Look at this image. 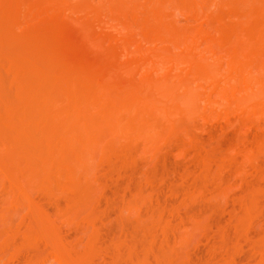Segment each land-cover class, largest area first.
<instances>
[{"label": "bare ground", "instance_id": "6f19581e", "mask_svg": "<svg viewBox=\"0 0 264 264\" xmlns=\"http://www.w3.org/2000/svg\"><path fill=\"white\" fill-rule=\"evenodd\" d=\"M103 1H106L104 2L106 5L93 8L86 0H0V63H5L7 67L9 65L15 75V77L13 75L15 80L13 79L14 81L10 82L11 79L8 75L0 74V184L3 181V188L4 184L8 186L10 197L8 201H5V203H8L6 207L11 205L16 209H30V211L28 210L30 222L28 221L27 224V220L24 221L23 227L24 224L27 226L24 232L23 229H20L21 225H19V230L15 228L11 230L10 226V229L6 227L7 222L3 216L5 212L1 213L0 251H4L18 235L21 236L20 239H22L24 246L30 245L35 248L39 242H42L45 247V256L29 258L24 261V264H50L51 262L55 264L53 259L57 264H93L96 254L100 251L97 252V245L95 244L97 236H94L95 232L93 234V231L91 237L87 236L89 238H85L84 236L87 240L84 241L86 244L83 243L84 246H81L79 243L82 249L79 247V251L76 250L78 252H75V249L67 245L66 242L64 243L61 236L56 233L55 227L52 228V223H50L52 220L47 217L49 215H45L44 210L41 214L44 207L40 209L41 204L36 205L35 207H38L36 209L40 210L38 212L33 208L34 206L32 207V203H39L33 201L35 199L32 197L33 188L40 187L38 189L43 190V192L47 191V193L55 190L61 192L59 196L63 198L64 203L54 201L55 208L58 211L60 210L61 213L64 212L63 209L67 208H70V210L81 206L82 208H92L95 187L92 188L93 184L91 187L84 183V180L87 176L88 165L91 163L94 154L106 155L110 152L109 155L112 158L113 155L111 154L116 156L115 152L120 151L117 155H121V150L124 154L130 149L131 145L132 147L133 145L140 146L142 151L143 149L144 151L147 150L148 152H145V154H148L154 148L156 150L160 143L170 141L173 136L175 138V135L179 133L192 146L196 140L193 141L194 138L191 137L190 132L188 134L186 127L183 128L181 124L183 125L184 122L186 124L189 121L187 119L194 118L195 114L197 116V111L201 109L198 108L201 98L203 99L201 106L204 105V109H206L204 111L207 112L208 118L209 114L213 112L211 110L221 107L220 111H223V107H225V114L233 108L232 116L235 110L237 116L238 114L253 115L264 122V0ZM22 4L28 8L26 15H24V17H29L28 19L27 17L24 19L23 15L20 17L17 7L14 6ZM214 6H217L218 9H215L214 13H209V9ZM26 9L24 8V11ZM50 9L56 10L55 12L58 11L59 14H55L54 11L53 15L50 14L48 12ZM79 9H82L84 13V16L80 15V18L83 17L82 20L78 19L79 16H76V11ZM65 10L69 12L66 15L63 14ZM176 12L180 13L179 17L181 19H184L182 21L189 23L191 20H199L209 27L204 28L203 26L206 30L200 28L195 31L186 30V26L185 29L183 27L182 29L178 27V29L177 26H174L173 19V14L175 15ZM30 14H34L33 17H30ZM60 14L69 17L71 20H73L72 17L75 18L73 23H69L72 27L76 23V29L77 25L83 28V38L79 36L78 39L76 35L69 33L71 30L68 32L64 28L62 29V19L59 20ZM67 14L70 15L67 16ZM45 15L47 16L46 21L42 17ZM71 15L74 16L71 17ZM19 18H23L24 22L21 19L19 23L17 21ZM35 19H39L36 20L37 23ZM104 19L105 21L101 22ZM42 20L44 22L40 23ZM28 21L31 23V27L27 25V31L25 26H21V23L26 25ZM31 21H35L36 24ZM100 22H106L105 24L111 27V29L109 27L111 31H116L119 39L114 36L113 40L111 38V42L108 39L110 36L108 38L106 36V41L103 40L101 35V38L96 35L97 39H90L89 34L92 25L97 26ZM63 23L64 26H67L66 19ZM18 24L20 26H17ZM16 26L21 27V29L19 31L18 29L15 30L14 27ZM13 28L14 32L18 31L19 35L16 32L18 36H16V33L13 34ZM138 31L142 34L138 44L150 40V42H145L143 46L147 43L151 46L153 41L157 44L159 42L162 45L161 51L160 48H158V51L157 47H154L156 44L152 45L154 49H151V47L148 49L145 47L147 50L145 48L144 50L138 49L139 46L134 40ZM32 32L40 33V36L37 37L38 34L35 35ZM30 33L34 36L32 37ZM100 34L103 36V33ZM211 34H214V36ZM84 35H86L85 38ZM91 35L93 34L91 33ZM207 39L211 40V45L208 44L204 47L203 42ZM209 40L207 43L210 42ZM105 42H108L106 47ZM103 47L108 48V50ZM122 47L125 48L126 56H129V52L130 57L133 56L132 59L130 58L131 62L125 57L124 61L126 62L119 63L120 60L118 61L117 56L119 55L118 57L121 58L120 54L123 55ZM172 48L175 49L173 51L177 52L174 53V57L170 56L169 49ZM177 49L179 50L177 51ZM143 51L146 54H143ZM167 52L169 56H167ZM164 54L166 56H162ZM177 54H180L179 57ZM151 55L152 58L157 56V59L164 57L161 60L172 62L171 67L169 66L168 71L157 79L152 77L154 72L157 73L155 67L151 70L149 68V71L146 72L144 70V73L148 72V74L143 75L135 83L134 79L131 78L130 70L132 72L133 69L144 67L145 62L151 60ZM99 56H103V58ZM206 60L209 62H206ZM179 67H181L182 72L185 68L181 75L180 71L177 75L178 70L176 68L179 69ZM174 71L176 75H173L177 76L176 78L173 75L171 76ZM120 72H122L121 75ZM124 73L126 74L123 75ZM190 76L192 80L187 79ZM174 78L175 80H173ZM195 83L196 85L192 88L191 86ZM13 87L14 89L11 90ZM177 90H179L178 94L180 96L175 95ZM11 91L17 92V95L13 96ZM220 105H223V107ZM222 113H220L219 118ZM201 114L203 116L205 113ZM225 114L221 117L222 119L225 117L226 120L227 115L231 116V112L226 116ZM204 116L206 117V115ZM258 120L257 124L259 126ZM260 132H262L261 138L254 145H252L253 143L247 144L242 139L243 142L240 144L237 142L239 146L236 147V152L231 151L236 157L240 156L245 165L246 161L252 160L254 157L252 151L255 148L259 149L264 144V127ZM178 144L177 147L181 151L180 145L182 143L179 142ZM111 146L114 148L113 153L109 151ZM181 147H185V145L183 144ZM149 149L151 150L149 151ZM6 153L11 154V156L9 155L10 158ZM96 157L100 158L98 154ZM101 157L104 158L105 156ZM224 160L225 158L217 162L213 157L207 155L205 160H202L204 164L201 162L203 164L201 166L202 173L207 176L210 175L213 165L215 169H218L217 173H222L225 169L224 165L227 164V161ZM241 161L239 160V164H241ZM219 175L214 176V179H216L214 181L218 185L224 180L221 177L223 174ZM218 185L216 186L219 187L220 185ZM68 186L74 192L70 189L69 191ZM63 187H66V189L64 188L66 193L63 192ZM263 187H261V190ZM5 188L7 189L6 186ZM254 188L255 186L246 187L245 185V194L247 195H245L246 197L241 196V199H239L240 208L245 215L242 212L240 216L233 215L234 218L236 217L234 220L236 233L242 228L243 224L246 225L245 223L248 222L247 225H251V223H254L251 220H254V216L260 213V209L263 208L262 206L260 208L256 198L259 192L262 194L263 192ZM223 191L225 192V190ZM261 193H259L260 196ZM55 197L57 198L56 194ZM134 205L127 204L126 209H133L136 206ZM232 213L234 214V212ZM91 219V217L87 219L89 220L88 229ZM255 219H257V216ZM160 220L151 221L150 224L137 222L138 226H135L137 223L133 225L137 230L140 229V233L143 231L147 234L149 239L147 241L143 240L144 245L141 244V250L138 247L141 254L137 253V249L136 253L134 252L132 241V247H129V251L133 249L129 254L132 264H190L191 261H188L187 257L188 260L184 258L185 255L181 252L190 240L191 229L197 226L199 222L196 221L197 224H195V221H193L194 223L187 224V220L185 222V220L179 219L178 224L171 225L170 223L169 225L168 221L162 223ZM157 227L160 228L161 233H158L162 236L158 245L155 239ZM88 229L86 228L87 232L90 231ZM260 232L261 236L257 237V240L255 239L256 242L254 241V246H257V251L255 250L256 264H264V224ZM80 238L82 236H79ZM79 239L75 240L79 241ZM74 245H78V243ZM26 248H29V246ZM223 248L225 249V247ZM230 252L231 250L228 249L224 254L221 253L220 259L223 257L222 264H235L232 259L233 255H231L232 258L229 256ZM128 253L127 256H129ZM247 264H251V262Z\"/></svg>", "mask_w": 264, "mask_h": 264}, {"label": "rangeland", "instance_id": "374dc122", "mask_svg": "<svg viewBox=\"0 0 264 264\" xmlns=\"http://www.w3.org/2000/svg\"><path fill=\"white\" fill-rule=\"evenodd\" d=\"M28 1H30V0H28ZM86 1L93 8H99L100 6H104V4H105L104 2H106L103 0H86ZM14 6H15V8L17 7L16 9L19 12L20 17L22 15H23V17H24V15H26V11L28 10V8L25 5L22 4V5H18V6L14 5ZM24 8L25 9L27 8V9L24 11ZM21 9L23 10L22 13H21V11H22ZM215 9L216 10L218 9L217 6L211 7L209 9V13L215 11ZM50 10L48 12H50V14L52 13V15L56 11V10L54 11V9L51 11ZM57 13H58V11L55 12V14H57ZM61 13H62V11H61ZM66 13H69V12L66 10L63 11L64 15H66ZM47 14H49V13H47ZM63 14H60V16H59V20L62 19L61 25H63V27L62 26H60V27H62V29L64 28V30L65 31L67 30L68 32L71 30L69 33L76 35L78 37V39H79V36H81V38H83V35H82L83 34V28L82 27L80 28V26L77 25L76 26L77 29H76L75 28L76 23L74 24V27H72L70 25V23H73V20L75 19L74 17H72L74 15H71V17L73 19V20H71V19H69V17H64ZM83 14L84 13H83L82 9H79L78 11H76V16H79V18L78 17L77 18L80 20L83 19V17L80 18V15L84 16ZM33 15L30 14V17H33ZM68 15H70V14H67V16ZM28 16H29V14H28ZM37 16H36V18H37ZM45 16H42V17H44L43 18L44 21H46V19H47V16L46 17ZM173 16H174V18H173L174 22L177 23V24L174 23V26L175 27L177 26V28L181 27V29H182V27H183L185 29V26H186L187 27L186 30L195 31V30L200 29V28L204 29L205 27L206 28L209 27L208 25L206 26V24L204 25V23L202 24V21H199V20L198 21L191 20V22H189V23L186 21H182L183 18L181 19L179 17L180 13H178V12H176L175 15L173 14ZM26 17H24V19H26ZM28 18L29 17H27V19ZM57 18H58V16H57ZM63 18H64V20H63ZM21 19L24 22L23 18H21ZM21 19L19 18V20H17V21L19 22V21H21ZM65 19H66V23H67L66 25L67 26H64V23H63V21H65ZM36 20H39V19H35V21ZM43 20L40 21V23L44 22ZM35 21H31V22L35 23ZM102 21L104 22L105 19L101 20V22ZM101 22L97 26L92 25L91 32L90 31L89 32H90V34L92 33L95 37H91L93 35L90 36V34H89L90 39H93V38L97 39L96 35H98L99 37L101 35L103 40L106 38V36H107V38H108V36H110L108 38L110 40H111V38L113 40L114 36L117 37L116 31H111L110 30L111 27L109 26L110 27V29H109L108 25L105 24L106 22L105 23H101ZM185 22L188 24L186 25ZM29 23H30L29 21L26 25H24V24L22 25V23H21V26L22 27L25 26L27 29V25L31 27V23L30 24ZM36 23H37V21H36ZM17 26H20V24H18ZM17 26L14 28H16L15 30L18 29V31H19L21 29V27H17ZM203 26H204V28H203ZM14 28H13V34H15L16 32L18 33V31L14 32ZM94 29H95V31H94ZM79 30H80V33L78 34ZM204 30H206V29H204ZM27 31H28V29H27ZM99 31H101V32H99ZM11 32H12V29H11ZM105 32H106V34H105ZM17 33H16V36L19 35V33H18V35H17ZM100 33H103V36ZM115 33H116V35H114ZM32 34H35V35L38 34L37 37L40 36V33H35V32L33 33L32 32ZM107 34H110V35H107ZM30 35H31V33H30ZM135 35H136V37L134 40L137 43V46H139L138 49L140 48V50H142V49L144 50L145 47H147V49L150 47H151V49L152 48L154 49V47L155 48L157 47V50H158V48H160L159 50L161 51V48H162L161 43L158 42V44H157V43H154L155 41H153V42L151 41L153 43V44H151V46L149 45V43H147L146 45L143 46V44H145V42H150V40L145 41V42H141L138 44V42L142 38V34L138 31ZM85 36L86 35H84V38H85ZM212 36H214V34ZM117 38L119 39V37H117ZM112 40H111V42H112ZM208 40L209 39H207L206 41L203 42L204 47L208 44L211 45L210 43H211L212 39L209 40L210 42L207 43ZM215 40H217V39H215ZM214 43H215V41H214ZM214 43L212 42V44H214ZM107 44H108V42H105V47L108 46ZM152 45L153 46L155 45V46L153 47ZM200 47H201V50L203 51L202 45ZM106 49L108 50V48H106ZM147 49L145 48V50H147ZM123 50H124V52H123ZM173 50H175V49L174 48H172L171 50L169 49V51L171 52L170 53L171 57L172 56L174 57V55H175L174 53L176 52ZM178 50L179 49H177V51ZM199 50H200V48H199ZM132 52H133V49H132ZM122 53H123V55L125 53V48H123V47H122ZM143 54H146V52L143 51ZM147 54H148V52H147ZM167 54H168L167 56H169L168 52H167ZM120 55H121V58L118 57L119 55L117 56L118 61L120 60L119 63L120 62L125 63L126 62V61H124L125 57H126V59H128L131 62V59L133 57L132 55L130 57V52H129V56H126V53L124 56L122 54H120ZM149 55H150V53H149ZM152 55L150 57L151 60H149L147 63L145 62L144 67H142L141 69H133L132 72L130 70V73L132 74L131 78L134 79L135 83H137V81L139 79H141V77L143 75L148 74V72L145 74L144 70L146 72V71H149V68L151 70L155 67V69L157 70V73L154 72V76L152 74V77L157 79L158 77H160V75H163L171 67L172 62L169 63V62H166V60L165 61L161 60L164 57H162V58L160 57L161 59H157V56L152 58ZM177 55L179 57L180 54H177ZM122 56H123V59H122ZM162 56H166V55L164 54ZM99 57H101V56H99ZM137 57H138V55L136 56V58ZM158 57H159V54H158ZM101 58H103V56ZM101 58H100V60H102ZM166 59H167V57H166ZM100 60L98 61L99 64H100ZM129 61H128V63H129ZM133 61H134V58H133ZM206 62H209V61L206 60ZM101 64H102V62H101ZM109 64H108V66H110ZM0 65H1L0 72H2L0 74L1 75L5 74L6 76L8 75V77L11 79L10 82H13L15 80V78H14L15 75H14L13 69H11L9 67V65L7 67V65H5V63H0ZM152 65H153V67H152ZM184 69L185 68H183V72H184ZM128 70H129V68H128ZM176 70H178L177 75L179 74V71H180V75L183 74L181 67H179V69L176 68ZM126 71H127V69H126ZM175 71H174V73L172 72L171 76L173 74L176 75ZM121 73L122 72H120L119 74L121 75ZM126 73H124L123 75H125ZM131 74H130V76H131ZM13 75H14V77H13ZM175 75H173V77ZM171 76H170V78H171ZM176 77L177 76H175V78ZM175 78L173 80H175ZM187 79L192 80L191 76L187 77ZM195 85H196V83L191 87L193 88ZM13 89H14V87L11 90H13ZM178 91L179 90H177V92L175 91V95L178 94ZM11 93L13 96L17 95L16 94L17 92H15V91L14 92L11 91ZM23 96H26V95H23ZM178 96H180V94H178ZM199 101H200V103L198 105V108L199 109L201 108V109L197 111L198 112L197 116L195 114L193 116L194 118H192V117L190 118L191 121H190V119H187L189 121H187L186 124H185V122L183 123V125L181 124V126L183 128L186 127L188 134L190 132L191 137L194 138L193 141L196 140V142L194 141L195 144H192V146H194V147H192L191 143H189L188 140H186L182 136V134H180V133L176 134L175 138L173 136L172 137L173 139L171 138L170 141L167 140L168 142L165 141V142L160 143L158 145L159 147L156 146L157 147L156 150H155V148L153 149L154 152L151 149H149V151L151 150V152L148 154H145V152H148V151L147 150L144 151V149L142 151V148L140 146H134L133 145V147H134L133 148L131 145L130 149L127 150L126 153L123 154L122 150L120 149L121 155L120 154L117 155V153H120V151H118V152H115L116 156L114 154H111L114 157V158L113 157L111 158L109 155V153H110L109 151H112V153L114 152L113 151L114 148H112V146H111L109 148V151H108L109 153L106 154L107 156L101 155V153H97L98 156H100V158L99 157L97 158L96 157L97 154H94V156L91 158V163L89 161L90 164L89 165L87 164L88 168L86 166L87 176L84 180V183L90 185L91 187L93 184L94 186L92 188L95 187L94 191L91 189L93 191V195H95V196H93V198H94L93 203L94 204H91L92 208H90V207H89L90 209L85 208V207L82 208V206L75 208V209H71V210H70V208L69 209L67 208L65 210L63 209L64 212L61 213L60 210H59L60 211L59 212L57 210V208H55V202L56 201H59L61 204L64 203L63 198L59 196V194L61 192H57L55 190L54 191L55 193L54 192L47 193V191L43 192V190L41 191L40 189H38L40 187H38V188L35 187L32 190L33 196L32 195L31 196L33 198H35L34 200L32 198V200L34 201V203H35V201L39 202L36 204L32 203V207L34 206L33 208L36 209L38 207H35V206L36 205L39 206V204H41L40 209H41V207L42 208L44 207V209H42V211H41V214H42V212L45 211L46 214L45 213L44 214L49 215L47 217L48 218L50 217V219L52 220V222H50V223H52V228L55 227L54 229H55L56 233L58 234V236H61V239H62V241H64V243L66 242L67 245L72 246V248L75 249V252L79 251V247L84 246L83 243H85L87 241L85 238L91 237L95 232L94 236L95 235L97 236V238H95L96 239L95 244L97 245L96 246L97 252L99 250L100 251L98 254H96L95 259L93 257V259H94L93 264H103V263L104 264H130V263L132 264V260H131V257L129 255L130 252H132V250L134 249V252L136 253V249H137V253L141 254L138 251V247L141 250V247H140L141 244L144 245L143 240L147 241L149 239V236L147 234L143 233V231L140 233V229L137 230V228L133 227V225H135V223H137V222H139L141 224H148V223L150 224L152 222H156L157 220L159 221L160 219H162V220H160V222H162V223L163 222L167 223V221H168L169 225H170V223H171V225L178 224L177 222L179 219H183V220H185V222L187 220V222H186L187 224H190L191 222L194 223L193 221H195V224H197L196 221L199 222V224H197V226L192 228L193 230L191 229L192 233L190 232L191 237L189 238L190 239L188 241L189 243L188 242H187V244L185 243L186 246L184 248H182V252H181L185 255L184 258L187 257L189 260L187 258L186 259L188 261H191L192 264L193 263L204 264V262H205V264H212V263L213 264H216V263L222 264L223 257L220 259L221 253L224 254L225 251H228V249H229V251L231 250V252H232V254H231V252L229 253L230 254L229 256L232 258L231 255H233V258H232L233 263H235V264H247V263L251 262V264H256L255 262H256L257 257L255 256V252L257 251V246L256 245L254 246V244L256 242L255 239L257 240V237L259 238V236H261L260 231H261V227L263 228V224H264V190H263V188H264L263 187L264 186V144L259 149L255 148V150H253L254 152L252 151V153H253L252 155L254 157L253 158L251 157L252 160L250 159V160L246 161V165L241 161L240 156L236 157V155L234 154L236 157V159H235V157L231 153V151L234 150L236 152V147H238L239 146L238 144L243 142V140L247 144L253 143L252 145H254L255 142L259 138H261L260 136H261L262 132H260V131L264 127V122L260 118L258 120V118L253 116V115L251 116L248 114H245V115L244 114H242V115L238 114V116H237V113H235V110L233 111L234 113L232 116L233 108L230 109L229 112L226 111L227 112L226 114H228V113L230 114V112H231V116L230 117H229V115L226 116L225 107H223L224 104L220 105L223 107L224 113H222L223 112L222 110L220 111L221 107H219V108L216 107L217 109H215V107H214L215 110H211V111H213L211 114H209V112H210V109H209V112H208L209 118H208L207 112L204 111V110H206V109H204V105L201 106V103L203 104V99L201 98ZM226 104H228V103H226ZM224 106H226V105H224ZM227 106H229V105H227ZM218 109H219L220 113H222V116H220V118H219L220 113H219ZM216 112H218V113L216 114ZM201 113H203V114L205 113L204 115H206V117L204 115L202 116ZM224 114L226 116V120L224 119L225 117L223 119L221 118V117H223ZM227 117H229V118H227ZM215 118H216V120H215ZM227 119H228V121H227ZM256 119L258 120L259 126L257 124ZM184 120H186V119H184ZM246 126H249V127H246ZM258 127H259V129H258ZM179 142L182 143L180 145L181 151L177 147V144ZM237 142H238V144H237ZM183 144L185 145V147H181V146H183ZM178 146H179V144H178ZM187 146H188V148H187ZM119 148H120V146H119ZM182 148L184 151L182 150ZM132 149H134V151H132ZM115 150H116V146H115ZM127 152H129V153H127ZM7 155L10 158L11 154L8 153ZM127 155H128V158H127ZM207 155L210 157H213L215 160H217V162L221 161V159L223 160L225 158L224 161L225 162L227 161L226 162L227 164L224 165L225 169L222 171V173H217L218 169L217 168L215 169L214 165L212 166V169H211L212 171L214 170L213 173L211 171V174L208 176L205 173H202L203 171L201 170V166L204 164L202 162V160L204 161L205 157ZM12 156H13V154H12ZM101 156H105V157L102 158ZM230 156L233 158H231ZM17 157H18V155H17ZM110 158H111V160H110ZM260 158H262V159L260 160ZM239 160L241 161V164H239L240 163ZM14 161H15V158H14ZM201 162L203 164H201ZM253 162H255V163H253ZM262 163H263V165H262ZM223 164H225V163H223ZM255 164H256V166H255ZM226 166H228L229 168ZM216 173L218 175L220 174L219 176H221L223 174V176H221V177H222V180L223 179L224 180L221 183H219L220 186L214 181V180H216V179H214V176L217 175ZM212 174H213V176H212ZM209 178H211V179H209ZM86 179L89 181H87ZM144 179H146V180H144ZM213 181H214V183H213ZM256 181H257V183H256ZM244 184L246 185V187H254L255 186L254 189H260V190H261V187H263L261 190L263 192V194L261 192H259L262 195L260 196L259 193L256 195L257 196L256 197L257 202H258L260 208H261V206L263 208H261L260 213H258L256 215L257 219H255L256 216H254L255 217L254 220L253 219L251 220V222L253 221L254 223H251V225H247L248 222L247 223L244 222L248 228L246 227V225L243 224L242 228L240 227L241 229L240 230L238 229L239 231H238V233H236L237 231L235 228V221L234 220L236 219L237 215L240 216V215H242V213H243V215H245L244 212H242L240 205H239V199H241V196L246 197L245 195H247V194H245L246 192H245V185ZM256 184L258 185V188H257ZM2 185H3V181H2V184H0V215L3 211L5 212V213H3V216L5 217V219H6L5 221L7 222L6 227H8L9 229L11 227V230L14 228L17 230L19 228V225H21L20 229H23V232H24V231H26L25 229L27 227V226H25V224H24L25 228L23 227L24 221L26 222V220H27V224L30 222L29 221L30 209H28V208H17L16 209V208H13L11 205L10 206L7 205V207H6V204H8V203L7 202L5 203V201H8L10 194H9L7 184H4V188H5V186L7 187V189L5 188V190H4ZM211 185H212V188H211ZM216 185H218L219 187H217ZM1 186H2V188H1ZM59 187L61 188V186H59ZM68 187H67L68 190L70 189L72 192H74L72 188H70V187L68 188ZM64 188L66 189V187L62 188L63 192H64ZM218 188H219L220 192L218 191ZM223 190H225V192ZM6 191H8V192L5 193ZM69 191H68V193H69ZM205 191H207V192H205ZM64 193H66V192H64ZM55 194H56L57 198L55 197ZM219 195H221V196H219ZM4 197H6L5 198L6 200L4 199ZM131 203L133 205L135 204L136 206L134 205L135 207L133 206L134 207L133 209H126L127 204L132 205ZM6 208L7 209L10 208V209L7 210ZM4 209H6L7 211ZM232 209H234V210H232ZM38 211H40V210H37L36 212H38ZM232 212H234V214ZM55 215H56V218H55ZM233 215L236 217L234 218ZM3 216H1V217H3ZM90 217L92 219L90 222V227L88 229L89 220H87V219L88 218L90 219ZM81 222H83V223H81ZM232 222L234 223V225ZM135 226H138V223ZM243 226H245L246 228ZM86 228L88 229V231L89 230L90 231L87 232ZM247 230H248V232H247ZM20 231H22V230H20ZM92 231H93V234L91 235ZM129 232H130V234H129ZM158 232L161 233V230H160V228L157 227L155 230V234H156L155 239H156L157 245L160 243V241L162 239L161 234ZM127 234H129V236H127ZM79 236L80 237L82 236V238L79 239ZM84 236H85V238H84ZM87 236H89V237H87ZM156 236H158V237L156 238ZM240 236H242V237L240 238ZM20 237L21 236L18 235L13 241H11L10 245L7 246V248L4 251L3 250L0 251V264H24V261L28 260L29 258H35V257H41V256L44 257L45 256L44 255V251H45L44 248L45 247L43 246L42 242H39V244H38L39 246L37 245V246H35V248H34V246H30V245H28L29 248H26L28 246L23 245L22 239H20ZM146 237H147V239H146ZM77 238L79 239V241L80 240L81 241L80 242L78 240L76 241L75 239H77ZM132 241H133V249L131 251H129V249H130L129 247H132ZM135 242H136V244H135ZM75 243L76 244L78 243V245L80 243L81 246L80 245L79 246L74 245ZM73 245H74V247H73ZM40 246H42L41 249H40ZM76 246H78V248H76ZM100 246H101V249H100ZM117 246H119L120 248L118 247L119 248L118 249ZM123 246H125V247H123ZM31 247L34 250H32V249L30 250ZM223 247H225V249H227V250H225ZM77 249H78V251H76ZM81 249H82V247H81ZM217 249H219V250H217ZM221 249H223L225 251L222 250V252H221ZM211 250H212V252H211ZM216 251H218L219 253ZM116 252L120 256H118L116 254ZM41 253H42V255H41ZM103 253H104V255H103ZM127 253L129 256H127ZM5 254H7V255H5ZM114 256H115V258H113ZM248 259L250 260V262ZM51 261H52V259H51ZM53 261L55 262V264H57L55 259H53ZM50 264H54V263L51 262ZM143 264H145V263H143Z\"/></svg>", "mask_w": 264, "mask_h": 264}]
</instances>
